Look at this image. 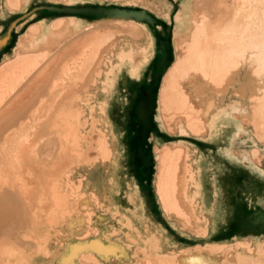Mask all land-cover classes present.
Instances as JSON below:
<instances>
[{"label":"rangeland","instance_id":"374dc122","mask_svg":"<svg viewBox=\"0 0 264 264\" xmlns=\"http://www.w3.org/2000/svg\"><path fill=\"white\" fill-rule=\"evenodd\" d=\"M131 1H133L135 3L146 4L150 8L157 7L161 3V1H159V0H146L149 2H146L145 0H131ZM205 1L206 2L209 1L208 2L209 6L207 5L208 3L206 4ZM210 1L211 0H199V1L198 0H174V5L172 7V11H171V15H170V18L172 20V25H174L173 28L171 29V34L174 36H178L179 38L180 37L184 38L187 34H190L193 32V29H192L193 25H195L197 27L199 26V29L201 27H203V29L198 34V36H196V38L198 37V39H199V36H200V39L201 38L203 39V40L201 39L200 42L210 44V45H213L216 47L219 44V42H218L219 40L221 42L223 41L222 43L220 42L221 46L218 45L220 47L217 46L218 49L221 48L216 53L219 56L215 54L217 56V58L219 57L221 59L220 56L223 53V50H222L223 47H227L226 49L229 50V49H231L230 47H232L234 45L236 46V47L234 46V48H233L234 51L230 50L229 52H226V50H225L227 55L229 54L228 55L229 57L232 56L231 57L232 59H234V58L236 59V61H237L236 66H233L234 68L235 67L236 68L234 69L233 67H231V65H229V67H226V68L230 69V67H231L232 69H230V72L228 71L229 69L227 70L226 68L224 69L226 71L222 70L223 73L221 71L220 74L224 75L225 77H226L225 74L229 73L228 74L229 77L227 76L225 78L223 76L225 78L224 81H222L224 78L220 74H215V75H208L209 78L211 77L210 79L209 78L207 79V77H208L207 76L206 78H203L201 80V82H198L195 85L196 89L198 87L201 88L203 86L202 88H204L206 86V89L205 90L203 89L204 92L200 93V94L204 95V93L206 92L205 94L208 93V96L205 95V97H207L206 99H205V97L204 98L200 97L201 98L200 107H201L202 113L206 112V114H204V115L207 118H206L205 122H202V118H198L199 122L195 125H193L195 120L193 122L190 121V123L185 120V125L187 128L189 126H191V128L189 127L188 129L193 130V131H190V132L191 133L194 132L193 134L196 133L195 135L198 136V135H204L208 131V129H211V128L213 129L216 121L218 122L220 120V118L222 119L220 121H225L224 119H227L228 120V130H229V135H228L229 136V149L240 153L241 156H244L245 158H247L248 161L250 160L249 163L252 166H256L258 168H264V165H263L264 164V162H263V160H264V82H263L264 81V0H258V1H256V0H254V1L253 0H250V1L249 0H243V2H241V0H237V1L236 0H225L227 7H228V9L226 8V10H227L226 14L227 15H225L223 13L224 10L222 8V5L220 4V2L222 3V1H224V0H219V2H218V0H214V1L212 0L211 2ZM7 2L12 3V2H15V0H7ZM211 3H212V5H211ZM218 3H219V5H218ZM238 3H240V4H238ZM201 6L202 7L205 6L206 9L208 6V10L206 11V10H203V8H202L201 9L202 12H201L199 10V8H201ZM240 7L243 10L240 11ZM214 11H215V13H214ZM198 12L202 13L201 15L204 14L205 19L207 18L206 21H203L205 23H202V20H204L203 19L204 16L201 17V15H199ZM210 12H211V14H210ZM198 16H200V17H198ZM208 19H209V22H208ZM216 19H218V20H216ZM198 20H200V23ZM214 20H216L217 23ZM117 21H120L119 22L120 24H118ZM193 21L194 22L196 21L197 23L195 22L196 23L195 24V23H193ZM220 21H222V22H220ZM111 22H113V23H111ZM115 22H116V24H118L120 26H122L123 24H124L123 26H125V23L127 25L128 24L133 25V28L135 27L134 30H136L135 32L133 30V32L135 34L132 32L133 38L135 37L134 35H137L136 40L138 38L139 39L138 41H144L145 39L148 38L149 33L147 32V29H145V28L139 26V24L133 23V22L129 23V22L123 21L124 22L123 23L121 20H115V21L107 22V23H109L108 25H106L107 24L106 22H99L100 24L96 23L99 26H97L96 24H92V25L84 28L85 30L82 29L79 31H77L76 29H74V31H73L72 29H69L65 25V23H60L61 25L58 24L56 27H53L51 29L53 31V34H52V39L48 40L49 43L36 46V61L38 60L37 62H35L36 63V67H35L36 72L39 69H40V71L42 70L41 68L44 67L43 65H46L45 62L48 65V62H49L48 60H50L51 63L49 62L50 65H48V66L46 65V67L49 68L52 64H54L55 66L52 65V66H54L53 68L51 66L50 71L52 70V73H51L50 77H48V79L46 80L47 83H45V81L39 82L40 84L38 83L37 85H40V87L37 88V86H36V88H37L36 92L37 93L40 92V95H42V92H44V95H46L45 98L42 95L43 103H42V97L36 93L37 96H39L38 98L41 97L40 98L41 103H40V101H38L40 99L37 98L36 100L39 102V103L37 102L38 106H37L36 101H35L34 102L35 106H34L33 110L31 112H29L28 114H25L26 116L28 115L27 120H25L27 118V117H25V115L23 116L24 118H22V115L19 116V114H22L23 110H20L19 113L16 112L19 108H17L16 111L13 110L14 113L15 112L18 113L17 115H16V113L15 114L13 113V116L15 115V117H13L12 114L9 116L10 119H8V120H11V118H13L14 120H16V122H14L12 124H14V125L16 124V125L14 127V125L11 124L10 125L11 128H10V126L7 128L8 131L10 129L11 130L9 133L7 132V130L5 131L6 136L8 135L7 137L11 138L10 137L11 134L14 133V134H12V135H15V136H13V139L17 138L20 140H16V143H14L15 141L12 138L11 139L6 138L7 140L5 139V141H7V142H5L4 140L0 141V152L1 153L3 152L2 154L6 155L8 157V158L6 156L3 157V160H5V161H1L2 160L1 157L3 155L0 153L2 155V156L0 155V162L3 163V165L0 164V176H3L2 177L3 180L0 181V183H9V184L14 185L15 193L17 192V194H14V195H15V198L17 197L19 200L23 199V198H21V196H22L21 190H23V193H24V194L22 193L23 196H25V192L27 193V195L29 194L28 196L26 195L27 196V197H25L26 199L28 197H29V199H30V197H32L30 199L32 204H33L32 199H34L35 200L34 204L37 203V206L40 204L42 205L43 202L45 205L46 204L50 205V201L45 199V198H47V197H45L47 194H45L43 191L44 190V188H43L44 183H42V182L37 183V181H35V180L30 181V180L24 178V175L27 174V172H29L28 169L35 168V167L41 168V167H43V163L46 165H48V164L50 165V163H53V162H50V160H51L50 158L44 159V157H43L44 154H42L43 156L41 155V153L43 152L42 150H46V147H47V149H50L48 147L53 146L52 143L47 142V140L49 139L48 137H50L49 136L50 132H52V134H50L51 137L52 136L54 137V135L57 136L58 134H61V131H58L57 129H55L57 132H54L55 130L52 131L53 128H56V127H54V125L51 122H50L51 125L49 123V120L52 119V116L54 113L51 110L52 108H50V107L54 108V105H55V104H52L53 102L51 103V101H54V102H57L56 100L60 101V99L63 98V97H61V96H63L62 94L67 95V92L70 90V86H72L74 93H73V91H71L72 87L70 90L72 92V95L69 94L70 91L68 92V94L70 95L69 98H71V99L68 98V100L65 101L67 99L66 96H65L66 99H64L65 97L63 98V100L61 99L62 102L65 101L66 103H68V104L64 103L65 107L67 108L66 112L69 110V108L71 109L73 106L72 110H69V113L67 112V114H68L67 118H66L67 119V122H66L67 125L65 124L64 127L68 128V129L72 128V131H73V129H75L74 130L75 132L73 133V135L75 134V135H77V138L79 137L80 141L77 140V142L79 141L78 143H80V144H78L79 145L78 149H76V151L73 152L72 156L67 155L65 162H64L65 166L62 165L63 170L60 173L61 174L60 178L56 179V181L59 180L60 182L58 181V183H55L56 184L55 186L58 189L54 186V183H48L46 186H49V187H47V189H49V190L51 189V191H53V192H55V190L57 189L59 194L63 193L62 194L63 197L61 196V198L65 199L67 197L66 200L68 199L67 201L69 203L67 206H69V207L72 206L70 209L73 211L77 210L76 211L77 214L75 213V215L73 216L72 215L73 211L71 212V210L68 207L69 213H71V214L67 213L66 212L67 210H64L63 212L64 213L66 212V216L64 214L65 217L64 216L61 217V218H63L62 221H61L60 217H59V219L56 218L59 221L51 218L52 216L48 217L50 219L56 220V221L50 220L53 222V223H51L48 218L39 217V215L35 213V215H34L35 217L33 219L38 217L37 219L39 221L37 220L38 221L37 223H33L32 221H34V220L30 219V220H32L31 223L34 226V229H32V227H31L32 225L30 223V220L28 219L29 222H27V223H30V225H28L30 230H28L29 233L26 234L23 238L24 240L29 239L28 241H32V242L35 241V248H33L31 250H27V249L21 247L20 243H14L15 240L13 242H8L7 240L0 238V250H2L3 252L10 250V249H7L8 245L15 248L14 250L16 251V258H15L16 264H86L87 262H85V261H88V259L91 260V258H92V260L95 259L96 262L91 260V262L88 261L89 263H87V264H92V263H97V262H98V264H136L135 262H137L138 259L141 260L140 254H135V250H138V249H142L144 251V253L148 254L147 257H145L146 254L144 256H142V259L147 258L148 261L143 259L146 261V263H145V261H143L144 263H142V261H140L141 264H149L150 261H152V262H150L151 264H157L156 262H154L153 258L149 261V258L151 256L152 257H154V256L155 257H164V259H171V260H172V258H174L177 261L173 262V264H180L179 262H181V264H200L202 261H204L205 263H209V264H222L223 261H225L224 259L226 257L224 255L229 250H232L233 252L232 251L230 252V253H232L231 255H229L230 254L229 252L227 253L228 257L230 256V258L228 259V257H226V259H227L225 261V262H227L226 264H229V262H231V261L234 262L235 264H264V243L258 245V244L251 242V241L245 242V243H238L237 242L234 244H225V245H221V246L213 245V246H211V248H210V246H201V247H205V248H200V246H199V247H196L195 250L194 249H188L186 247H176V246H173L171 243H168L158 230L152 228L151 226H149L147 223H145L140 218H135L134 216L130 215L129 213L123 212L117 204L113 203L112 191L114 189V186L116 185V183H114L115 177H114L113 169L115 168L114 163L117 165V162H118V151H117V145H116L114 134H113L112 130L108 127V121H107L108 96H109L110 91L113 89L115 81H116L115 73L117 70H114L113 67L115 66L116 62H117L116 64H118L119 62L120 63L123 62L121 59H123L125 56L124 55L125 54V52H124L125 48H131L129 46H135L138 48L139 46L142 45L141 43H139V44L132 43V45L129 43H124L123 41L130 40V38H128L126 36V34L122 33V31H120L121 33H119L118 35L117 34L115 35L114 30H113L114 27H112L115 25ZM121 23H123V24H121ZM198 23L202 24V25H199ZM103 24H105V25H103ZM156 24H160L161 27H156L157 25L152 26L150 28L151 34H153L154 36L155 35L157 36V35H161L162 32L168 33L169 28L166 25V23L162 22L161 20H158L156 22ZM213 25H215V27ZM106 27H108V28H106ZM92 28H93V30H95V33L92 30ZM243 28H245V30H243ZM215 29H218V30H215ZM222 29H224V30H222ZM38 30H39V28L37 27L36 32H38ZM112 30H113L114 35L112 34ZM220 30L222 32H220ZM248 30L250 32H248ZM91 31H93V33ZM99 31L102 33L104 32V33L102 34ZM107 31L109 32V34ZM203 31H204V33H203ZM211 31L213 32L212 34L209 33ZM231 31H232V33H231ZM85 32H87V33L89 32L88 34L86 33L88 37L83 35V33L85 34ZM217 32L218 33L220 32V34L223 36L225 35L228 39L225 36L224 37L226 39L224 37H220L221 35L220 34L218 35ZM205 33L207 34V37H206V35H204ZM215 34H216V37L215 36L213 37V35H215ZM95 35L97 36V38H95L96 37ZM111 35H112V37L115 36L113 40H111L112 39ZM203 35H204V37H203ZM210 35H212V36H210ZM106 37L107 38L111 37V38L109 40V38L107 39ZM218 37H220L222 40L220 38L217 41L215 39H213V38H218ZM66 38H68L67 40H71L70 42H72V43L74 42L73 48H71L72 43H70L69 41L67 42ZM85 39H86V41H84ZM98 39L100 40L99 42H101V44H99V42L97 41ZM223 39L227 42L225 43ZM79 40L81 42H79ZM87 40L88 41L92 40V42L89 43ZM103 40L106 43L109 41L110 42L107 43L108 45H106V43ZM130 41L135 42V40L134 41L130 40ZM78 42H79V44H78ZM184 42L182 41L181 44L183 45ZM216 42H218V43H216ZM82 43L84 45H86L90 50H93L92 53L88 48H87L88 49L87 50L86 47ZM86 43H89L93 47L90 48V45H87ZM224 43H225V45H224ZM228 43L231 46L228 45ZM102 44H104V45H102ZM54 45H56V47L58 49L57 48L55 49ZM79 45H82V46H79ZM222 45H223V47H222ZM228 46H230V47L228 48ZM45 47H47L48 50H46ZM81 47L82 48L84 47V49H82ZM42 48H43V50H42ZM50 48H52V50L53 51L55 50V51L52 52V50ZM95 48H97V49L95 50ZM77 49H79V51H77ZM143 49H145V47ZM102 50H103V52H102ZM45 51L46 52H52V53H49L50 55H48V53H46ZM66 51H68V52H66ZM70 52L74 53V54H75V52H78V53H81L82 55L79 54V57H78V55H77L78 53L76 55H74V54H71ZM83 52H87V53L89 52L88 54L91 53L92 55H87ZM98 52L101 54L103 53V54L102 55L99 54V56H98ZM144 52H143V54H144ZM41 55L42 56L45 55L46 57L43 56V59H42ZM65 55H68L69 57L68 56L66 57ZM72 55L74 56L75 60L78 58L75 61V65L73 64L74 59H73V62L71 59H68V58H71ZM80 55H81V57H80ZM84 55L87 57H84ZM100 55L103 56V58ZM114 55L117 58L116 60H113V59L107 60V58H110L111 56H114ZM127 55H128V57L130 56L129 54H127ZM47 56L50 57L51 59H48ZM73 56H72V58H73ZM76 56H77V58H76ZM55 57H58V58H55ZM95 57H96V59H95L96 62H93L94 60L92 58H95ZM53 59H54V61H52ZM177 59H178V57L176 54L175 62L177 61ZM55 61H58L59 64H61V62H62V64L64 63L63 64L64 68L61 67L62 64L58 67L59 64H58V62H55ZM90 61H92L93 64ZM41 62L44 64H42ZM71 62H72V64H71ZM84 63L88 64V68L90 67L89 65L92 64L93 65V68H92L93 71L91 69H89V70H91V72L88 70L85 71L84 69L87 67H86V64L83 65ZM40 64H42V65H40ZM70 64H71V66H74L73 67L74 69L71 66L69 67ZM76 64L78 66L79 65L80 66L77 67ZM96 64H97V66H96ZM19 66H20V64H19ZM19 66H17V67L20 71H22V73H24V71H25V73L27 72V69L22 70L23 69L22 65L20 67ZM95 66H96V68L98 67V69L96 71H95V69H96ZM60 67L63 69H61ZM82 67H85V68H82ZM20 68H22V69H20ZM69 68L72 70H70ZM80 68L84 71V74L80 73V72H83L82 70H80ZM118 68H119V66H117V69ZM53 69H56V71H57L56 76L59 75L58 76L59 81L57 80L58 78L55 75H53L54 73H56ZM251 69L254 70V71L252 70L251 73L253 72L252 75L255 78L250 73ZM13 70H14L13 71L14 74H12V75H14V76L16 75V77H18L19 80L21 79V75H22V77H24L19 82L21 84L18 83L19 88H21L23 85H26L25 83L29 79L28 77L32 76V75L23 76V74L18 76L17 74H20L19 70H17V69H13ZM87 72H90V74L93 73L92 75H90L91 77H89ZM38 73H39V71L37 72V75H38ZM72 74H74V76L76 75V77H74ZM85 74H87V75L84 76ZM255 74H256V76H255ZM52 75H53V77H52ZM14 76L13 77L9 76L8 78L3 79L0 75V84H1L0 85V88H1L0 91L4 92L3 94L6 96L5 97L3 95L1 98L2 101L0 102V104L1 103L4 104L3 107H6L7 106L6 103L7 102L10 103L11 99L14 98L18 94L17 91L20 90L19 88H17L18 85L16 87H14V89H13L12 85L15 84V81H14V83H12L11 80H13ZM33 76L30 78H33ZM78 76L83 78L82 79V82L84 81L83 83H81V80H80V82L78 80H76ZM214 76H215L216 82L220 81L222 79L221 80L222 82H218L219 87H217V88H216V86H218V85H216L215 79L213 78ZM80 77H78V78H80ZM216 77H218L220 80H217ZM68 78L72 79L71 80L72 82L74 80L78 81L80 84H82V86L81 87L79 86L80 87L79 88L78 87L79 83L77 85L76 84L77 82H73V83H75V85H74L71 81L68 80ZM251 78H253V79H251ZM54 79H55V81H54ZM61 80H63V81H61ZM66 80H67V82H69L68 84L66 83ZM207 80H209V81L214 80L213 82H215V86H212L210 83H208L209 81H207ZM56 81H57V83H56ZM62 82H63V85H62ZM236 82L239 83V86L233 85ZM254 82H255V84H254L255 86H253V88H254L253 89L251 84H253ZM258 82H261V84L259 85ZM52 83L53 84L55 83V85H53ZM65 83H66V85H65ZM71 83H72V85H71ZM256 83H257V85H256ZM47 84H49V87H50L49 89L47 87L48 86ZM2 86H3V89H2ZM41 86L44 89H41L42 88ZM59 86L60 87L62 86L61 89L63 88V90L65 87H69V90L67 91L68 88H66L65 91H67V92L64 91V93L60 94L59 92L61 90H60ZM74 86H77L78 89H76L77 87H74ZM15 88H17L18 90H15ZM39 88L42 90V92L40 91ZM199 88L196 90L197 92H199L198 91ZM251 88H252V90H251ZM47 89L49 90V92ZM50 89H52V90H50ZM12 90L15 91V92L13 91L14 94L16 93L15 95L13 94ZM38 90H39V92H38ZM43 90H45V91H43ZM56 91L58 92L59 95H61V96H59L60 98L58 97ZM75 92L78 93L79 96H81L82 99H84V100L80 101L81 97L79 99L78 95L75 94ZM197 92H195V93H197ZM45 93H48V94H45ZM53 93L54 94L56 93L55 95H57V97L55 95L52 96ZM237 93H238V95H236ZM0 95H2L1 92H0ZM75 95L78 97V99L76 98ZM10 96H12L11 99L8 98ZM51 96H52V98L50 101L49 99ZM53 97L54 98L56 97V98L54 99ZM6 98H7V100H6ZM75 98L79 101H76ZM250 98H251V100H253V98H254V100H257V102L255 101L257 103L256 105L254 104L255 106L252 105V103H254L253 102L254 100L251 102ZM208 100H209V102H208ZM62 102H60V104ZM203 102H205V103H203ZM48 103L51 106L48 107V105H46ZM58 104H59V102H58ZM66 105L69 107H67ZM201 105H204V106L206 105V106L204 107ZM75 106H76V108H75ZM3 107H0V108L2 109ZM47 107L50 108V112L51 111L53 112L50 115L49 110L46 111L48 113L46 115H49L48 118H46L47 116L44 115V113H45L44 110ZM65 107H63V108H65ZM200 107L198 108L199 110H200ZM202 107H203V109H202ZM170 108L172 109V106H169V109ZM181 108H183V106ZM60 109H62V108L56 107V110H60ZM78 109H79V111H78L79 113L78 112H76V113L78 115L80 114V117L77 114H74L75 116L77 115V117H79V118H77L75 116H73L74 117L73 118L71 115H73V113L75 111H77ZM56 110H55V112H56ZM71 111H72V114H70ZM27 112H25V113H27ZM66 112H64L65 115H66ZM202 113H200V114H202ZM32 115H33V117H32ZM62 115H64V114H62ZM18 116H19V118H18ZM20 117L22 118V120L20 119ZM61 117L64 118L65 116H61ZM61 117H59V119H61ZM33 118H35L34 123L37 125H35L34 123H31ZM63 118L61 120H63ZM168 118H170V119H168ZM171 118H172V120H171ZM178 118H180V117L178 116ZM68 119H70V120H68ZM81 119H83V120L81 121ZM17 120L19 122L21 120V122L18 124ZM23 120H24V122H23ZM46 120H47V122H44ZM71 120L73 122H71ZM173 120L177 121L176 116L170 115L165 119L166 124H167V122H168V124L169 123L171 124V126H170V124L169 125L167 124L169 129H171L173 124H174ZM182 120L184 121L183 118H182ZM209 120H211V122H210V124L207 125V122ZM81 122L83 124V125L81 124L82 126L80 125ZM25 123L27 125L28 124L32 125L31 126L32 128L29 130L30 127H27V125ZM71 123H73V124H71ZM203 123L205 125V127H203V129H205L206 131L202 130ZM21 124L22 125L25 124V126L24 125L22 126ZM46 125L47 126L50 125V126H48L49 129H46V127H47ZM19 126H20V128H19ZM33 126H35V127H33ZM68 126H70V127H68ZM12 127H14V128L12 129ZM18 128H19V130L22 129V130H20L21 131L20 134H19L20 131L17 132ZM57 128H59V127L57 126ZM80 128H82L81 131L82 132L84 131L83 132L84 134L82 132L81 133L79 132ZM193 128H196L195 131ZM37 131L40 133H38ZM77 131H78V134H77ZM198 131L200 134H198ZM15 132H16V134H18V136L15 134ZM34 132L38 133V135L36 133H35L36 134L35 135ZM201 132H203V133H201ZM46 133H48V134L46 135ZM21 134L26 135L27 137L22 136ZM79 134L81 136L83 134L84 136H82V138H80L81 136H78ZM4 136H5V134H4ZM30 136H32L33 138ZM43 136H44V138H43ZM36 137L37 138L40 137V138H38L39 140L35 139ZM51 137L49 140H51ZM8 140H9V143H8ZM3 141L5 142V144ZM11 141H13L14 144ZM33 141L37 142V144L39 142V144L37 145ZM24 143H25V145L22 146ZM31 143H33V144L30 145ZM43 143H47L46 145L44 144L45 145L44 149L41 148V146H44V145H42ZM8 144H10V145L13 144L14 147L19 148L18 149L19 153L17 150L18 154L16 153V151L14 149H12L13 145H11L12 147H10V149H9L10 152L13 150L18 155V156L16 155L17 156L16 161H14L15 160L14 153L12 152L13 155H12V153L10 155L8 152L9 150H7V151L5 150V149H8V146H9ZM5 145H6V147H5ZM19 145H21V146H19ZM34 145L36 146V148ZM26 146H28V147L25 148ZM167 146L169 147L170 145H167ZM167 146L162 147L161 149L157 150V152L159 153V151H161L163 148H165ZM2 147L5 149H2ZM33 147H34V149H33ZM92 147H95V148H92ZM53 148H51V149H53ZM32 149H33V151H36L39 153H36V154L34 152L32 153L31 152ZM181 149L182 148L173 147L172 154L173 153L175 154V151H177V153H178V154L176 153L177 156L174 155V157H173V159L175 158V161L176 160L184 161V159H182V158H184L183 157L184 153H183V150H181ZM2 150H5V151H2ZM20 150H22V151H20ZM20 152L22 155L20 154ZM181 152L183 154H181ZM179 154L182 156V158L180 157V159H179ZM258 155L261 156V158ZM12 156H13V158H11ZM177 157H178V159H177ZM10 158L12 160H10ZM254 158L255 159L258 158V160L257 159L255 160ZM171 159H172V157H171ZM8 161H10V162H8ZM39 161H40V163H39ZM53 161L55 162L54 165L55 164L57 165L58 162H60V161H55V159ZM73 161H75V162H73ZM182 161L180 163L183 164ZM260 161L263 163H260ZM46 162H49V163H46ZM160 163H161V165H160ZM160 163H159V159H158V166H157L158 171L156 174V183H158L160 181L158 184V186H159L158 190H160V191H158V192H159L160 197L162 195V197L160 198V201L163 200V202H164V200L166 198L163 197V193H162L163 188H164L163 183H165V182L166 183L167 182L168 183L169 182L175 183L174 179H176L177 182L180 183L181 179H183L182 178L183 175L180 176L181 173H179V171L181 170V168L183 166L181 168H179L181 166V164L179 165L178 164L179 162L176 161V163L178 164V168H179V171H177L178 173H176L177 164L175 165V163L172 161V167H171V163H170L171 169L173 170L175 168L174 165L176 166V168H175L176 170L175 171L173 170L175 172L174 173L170 168L169 169L165 168L166 170H164V168L162 169V167H165V166L168 167L169 166L168 163H166L167 164L166 165L163 160L160 161ZM10 164H12L11 166L14 167L13 169L11 168ZM163 164H165V165H163ZM159 165H160V169H159ZM9 166H10L11 170H9ZM5 167H6V169L8 168L7 169L8 174L6 173ZM1 168H3V169L1 170ZM13 170H15V171L11 172ZM167 170H168V172H167ZM25 171H27V172H25ZM42 171H43V173H45L44 171H47V168H44ZM169 171H171L172 173L170 174ZM181 171L184 172L183 168ZM161 172H162V174H161ZM164 172H166V174ZM172 174L174 176H172ZM18 175L22 176V178L17 180L16 178ZM158 175L161 177V179H160V177H158ZM176 176L178 178L170 179V178H173ZM157 177H158V179H157ZM162 177L164 178L165 181H163ZM178 179L180 181H178ZM18 183H23V185H19ZM161 184H162L163 188L159 189L162 187ZM58 185L60 186V188ZM68 186H70V187H68ZM53 188L55 190H53ZM64 192H66V193H64ZM160 192H161V194H160ZM18 193H20L19 196H18ZM38 193H39V196L43 197V201L40 203L38 201ZM81 193H83V196ZM84 193H85V195H84ZM30 194H32V195H30ZM26 199H23V200H26ZM64 199H62V201L64 202V206H65L66 201ZM23 200H21V201H23ZM73 201L76 202L75 207H74L75 204H73L75 202H73ZM29 202L28 203L25 202V205H28L27 208L30 206L29 204H31ZM162 203H161V205H163ZM34 204H33V206H34ZM81 204L84 205V207L86 206L87 209H89V211H91V212H89L91 214H88V211L85 212L86 208L83 209L82 208L83 206ZM167 206H165V207H167ZM21 207H23V206L21 205ZM80 207H81V209H80ZM169 207H170V205H169ZM23 208H26V207H23ZM65 208H67V207H65ZM72 208H74V209H72ZM85 213L88 215H86ZM169 213L170 214H168V216L171 217L170 216L171 212H169ZM73 214H74V212H73ZM67 215H68V217H67ZM70 216L71 217L73 216V217L71 218ZM76 218L79 220H77ZM74 219H76V220H74ZM43 220L46 223L42 222ZM60 221H61V223H60ZM87 221H89V222H87ZM34 222H36V221H34ZM40 222L42 225L40 224ZM63 222H65V223H63ZM78 222H79V224H78ZM35 224H36V227H35ZM39 224H40V226H38ZM54 225H56L58 227H56ZM15 226L17 228V226H18L17 221H16ZM49 226H52L54 228H51ZM32 231H35V232H32ZM31 232H32V234H31ZM18 233L20 235H22L23 231L21 232V230L19 229ZM92 240H97V241L101 242L102 244L110 247L109 251H108L109 253L108 252H105L103 254L98 253V252L92 250L91 248L83 249V248L87 247L84 244L88 243L89 241L91 242ZM39 242H42V244H43L41 247H39L37 245ZM73 244H78L77 246L80 249H78L79 251H76L75 253L71 252L72 256L69 259L68 258L69 256H67V254L70 251V248ZM154 247H155V249H154ZM247 248H249V249H247ZM81 249H83V250H81ZM156 249H162V251H164L165 254L162 255L161 252L155 251ZM204 249H206L208 251H206ZM210 249H211V251H210ZM145 250H148V251L145 252ZM248 251H250V252H248ZM166 253H167V255H166ZM84 254H87V255H85L86 257L83 259L85 263H83L82 258H81V257H84ZM177 254H179V255H177ZM233 254H235V255H233ZM73 255L76 257H74ZM90 256H92V257H90ZM223 257H224V259H223ZM231 258H232V260L229 261ZM222 259H223V261H222ZM225 262H224V264H225Z\"/></svg>","mask_w":264,"mask_h":264},{"label":"crops","instance_id":"0c3cea01","mask_svg":"<svg viewBox=\"0 0 264 264\" xmlns=\"http://www.w3.org/2000/svg\"><path fill=\"white\" fill-rule=\"evenodd\" d=\"M16 1L0 0V69L7 64L18 65L17 61L24 65L27 59L26 73L35 75L32 68L36 46L48 43L51 29L60 23L79 31L99 22L121 20L137 23L149 33L144 41H123L142 45L125 48L123 62H116L113 67L117 70L116 81L108 96L107 121L118 151L113 169L114 204L158 230L176 247L264 243V168L252 166L250 160L229 149L228 120L220 118L213 129L198 136L190 132L182 117L175 121L173 131L164 122L160 93L164 75L176 60L177 36L171 34L174 25L170 18L174 0H159L161 3L154 8L131 0ZM158 20L166 23L169 31L154 36L150 28L161 27L156 24ZM112 59L117 58H107ZM167 145L185 149L183 181L169 186L181 190L178 193L170 188L171 196L179 194L176 198L186 208L181 211L177 207L176 211L190 215V224L173 218L181 216L175 211L176 216L169 218L158 195L157 150ZM165 188L167 197L169 187ZM91 242H95L97 250L102 245L98 250L102 254L105 248L109 251L101 242ZM92 249L97 252L94 246Z\"/></svg>","mask_w":264,"mask_h":264},{"label":"bare ground","instance_id":"6f19581e","mask_svg":"<svg viewBox=\"0 0 264 264\" xmlns=\"http://www.w3.org/2000/svg\"><path fill=\"white\" fill-rule=\"evenodd\" d=\"M199 1V0H198ZM212 1V0H211ZM210 1V2H211ZM214 1V0H213ZM237 1V0H236ZM250 1V0H249ZM254 1V0H253ZM256 1H258V0H256ZM15 2H16V0H15ZM14 2V3H15ZM206 2V1H205ZM209 2V1H208ZM208 2H206V4L208 3ZM218 2H219V0H218ZM241 2H243V0H241ZM13 3V2H12ZM215 3V2H214ZM220 4L222 5V8H223V13L225 14V15H227L226 14V12H227V10H226V8L228 9V7H227V4H226V2H225V0L224 1H222V3L220 2ZM238 4H240V3H238ZM199 5V4H198ZM208 6H209V3L207 4ZM211 5H212V3H211ZM218 5H219V3H218ZM217 5V6H218ZM235 5V4H234ZM200 6V5H199ZM208 6H207V9H206V7L205 6H201V8H199V10L202 12V8H203V10H208ZM215 6V5H214ZM237 6V5H236ZM243 6V5H242ZM212 7V6H211ZM210 7V8H211ZM220 9V8H219ZM241 10H243V9H241V7H240V11ZM197 12V11H196ZM214 13H215V11H214ZM234 13V12H233ZM196 14V13H195ZM198 14L199 15H201L202 13H199L198 12ZM197 14V15H198ZM210 14H211V12H210ZM230 14V13H229ZM202 16H204V14L203 15H201V17ZM216 16V15H215ZM198 17H200V16H198ZM214 17V16H213ZM217 17V16H216ZM212 18V17H211ZM203 19L204 20H202V23H205V22H203V21H206L207 20V18L205 19V16L203 17ZM216 20H218V19H216ZM216 20H214V21H216ZM199 21V23H200V20H198ZM120 21H117V23L118 24H120L119 23ZM123 22V21H122ZM196 22V21H195ZM194 21H193V23H195ZM208 22H209V19H208ZM220 22H222V21H220ZM227 22V21H226ZM107 23V22H106ZM111 23H113V22H111ZM124 23V22H123ZM123 23H121V24H123ZM197 23V22H196ZM195 23V24H196ZM198 23V24H199ZM215 23V22H214ZM216 23H217V21H216ZM100 24V23H99ZM109 23H107L106 25H108ZM118 24H116V22H115V25L114 26H112L111 24V26L112 27H114V33H115V35L117 34H119V33H121L120 31H122V33H124V34H126V36L128 37V38H130V40L132 39L133 41L135 40V42L136 41H138L139 39L137 38V40H136V37H137V35H134L135 37L133 38V33L136 31V30H134L135 29V27L133 28V25H127L126 23H125V26H120V25H118ZM226 24V23H225ZM61 25V24H60ZM97 25V24H96ZM103 25H105V24H103ZM102 25V26H103ZM199 25H202V24H199ZM207 25V24H206ZM228 25V24H227ZM97 26H99V25H97ZM192 26V25H191ZM214 27H215V25H213ZM221 27V26H220ZM219 27V28H220ZM106 28H108V27H106ZM213 28V27H212ZM232 28V27H231ZM237 28V27H236ZM110 29V28H109ZM112 29V28H111ZM193 32L192 33H190V34H187L184 38H182V37H178L176 40H175V50H176V54H177V57H178V59H177V61L176 62H174L173 63V65L171 66V68L168 70V72L164 75V79H163V84H162V88H161V93H160V105H161V111H162V115H163V119L165 120L168 116H176V118L178 119V116L179 117H182L183 119H184V122H185V120L187 121V122H189L190 123V121H194L195 120V122L193 123V125H195V124H197L198 122H199V119L198 118H202V122H205L206 121V118L207 117H205V115L204 114H206V112H201V107H200V101H201V98H204L205 97V95L206 96H208V93L207 94H205L204 93V95L203 94H200V93H203L204 91H203V89L205 90L206 89V86L204 87V88H202L201 86V88H199V92H197L196 90L198 89H196V84L198 83V82H201V80L203 79V78H206L208 75H215V74H220L221 73V71L222 70H224L226 67H229V65H231V67H233V66H236V63H237V61H236V59L234 58V59H232L231 57L232 56H228L227 55V53L226 52H229L230 50H233V48H234V46H232V47H230L231 45L228 43V45H230V46H228V48L230 47L231 49H226L227 47H223V45H222V50H223V53L221 54V59L218 57L217 58V56L216 55H218V54H216L218 51H219V49H221V48H219L218 49V47H220L221 46V44H220V40L218 41L219 42V44L218 45H220V46H218L217 44V46L215 47V46H213V45H210V44H206V43H202V42H200V40L202 39H200V36H199V39H198V37L196 38V36H198V34L201 32V30L203 29V27H201L200 29H199V26L197 27V26H195V25H193ZM55 30V29H54ZM85 30V29H84ZM92 30H93V28H92ZM113 30H112V34H113ZM133 30H134V32H133ZM210 30V29H209ZM215 30H218V29H215ZM222 30H224V29H222ZM243 30H245V28H243ZM94 31V33H95V30H93ZM93 31H91L92 33H93ZM138 31V30H137ZM208 31V30H207ZM100 32V31H99ZM98 32V33H99ZM108 32V31H107ZM133 32V33H132ZM191 32V31H190ZM206 32V31H205ZM220 32H222L221 30H220ZM220 32L218 33V35L220 34ZM245 32V31H244ZM248 32H250L249 30H248ZM55 33V32H54ZM61 33V32H60ZM87 32H85V34H86ZM89 33V32H88ZM87 33V34H88ZM100 33H102V32H100ZM104 33V32H103ZM102 33V34H103ZM138 33V32H137ZM203 33H204V31H203ZM202 33V34H203ZM209 33H213L212 31L211 32H209ZM216 33V34H217ZM231 33H232V31H231ZM84 33H83V35L84 36H87V34L85 35ZM101 34V35H102ZM106 34V33H105ZM104 34V35H105ZM108 34H109V32H108ZM111 34V33H110ZM135 34V33H134ZM216 34L215 35H213V37L215 36L216 37ZM250 34V33H249ZM114 35V34H113ZM201 35V34H200ZM204 35H206V37H207V34L205 33ZM204 35H203V37H204ZM221 35V34H220ZM231 35V34H230ZM242 35V34H241ZM81 36V35H80ZM96 36V35H95ZM94 36V37H95ZM103 36V35H102ZM210 36H212V35H210ZM225 36V35H224ZM223 35H221L220 37H224ZM246 36V35H245ZM88 37V36H87ZM100 37V36H99ZM104 37V36H103ZM111 37H112V35H111ZM111 37H108L109 38V40H110V38ZM114 37L115 36H113L112 37V39L111 40H113L114 39ZM220 37H218V38H213V39H215L216 41L220 38ZM226 37V36H225ZM224 37V38H225ZM248 37V36H247ZM86 38V37H85ZM95 38H97V36L95 37ZM102 38V37H101ZM107 38V37H106ZM105 38V39H106ZM107 38V39H108ZM227 38V37H226ZM225 38V39H226ZM230 38V37H229ZM240 38V37H239ZM245 38V37H244ZM68 38H66V40H67ZM104 39V38H103ZM116 39V38H115ZM207 39V38H206ZM221 39V38H220ZM228 39V38H227ZM56 40V39H55ZM203 40V39H202ZM208 40V39H207ZM222 40V39H221ZM224 40V39H223ZM58 41V40H57ZM70 42L71 40H67V42ZM84 41H86V39L84 40ZM88 41V40H87ZM98 42L100 41L99 39L97 40ZM104 41V40H103ZM107 41V40H106ZM182 41L184 42V44L182 45L181 43H182ZM213 41V40H212ZM230 41V40H229ZM228 41V42H229ZM240 41V40H239ZM79 42H81L80 40H79ZM79 42H78V44H79ZM89 43H91L92 42V40H89L88 41ZM105 42V41H104ZM110 42V41H109ZM109 42H107V43H109ZM215 42V41H214ZM218 42H216V43H218ZM223 42V41H222ZM221 42V43H222ZM224 42L226 43L227 41H225L224 40ZM49 43V42H48ZM55 43V42H54ZM70 43H72V42H70ZM69 43V44H70ZM89 43H86L87 45H90ZM106 43V42H105ZM106 43V45H108ZM225 43H224V45H225ZM83 44V43H82ZM99 44H101V42H99ZM241 44V43H240ZM59 45V44H58ZM84 45V44H83ZM102 45H104V44H102ZM55 46V49L57 48L56 47V45H54ZM53 46V47H54ZM68 46V45H67ZM73 46H74V42L72 43V47L71 48H73ZM79 46H82V45H79ZM85 47H86V49L88 48L86 45H84ZM227 46V45H226ZM61 47V46H60ZM70 47V46H69ZM91 47H93V46H91L90 45V48ZM236 47V46H235ZM46 48V50H48V48L47 47H45ZM63 48V47H62ZM66 48V47H65ZM64 48V49H65ZM68 48V47H67ZM82 48V47H81ZM256 48V47H255ZM51 50H52V48H50ZM58 49V48H57ZM69 49V48H68ZM82 49H84V47L82 48ZM89 49V48H88ZM87 49V50H88ZM94 49V48H93ZM97 48H95V50H96ZM38 50V49H37ZM42 50H43V48H42ZM60 50V49H59ZM66 50V49H65ZM81 50V49H80ZM90 50V49H89ZM221 50V51H222ZM225 50H226V52H225ZM50 51V50H49ZM55 51V50H54ZM53 50H52V52H54ZM70 51V50H69ZM77 51H79V49H77ZM84 51V50H83ZM91 51V53H92V51L93 50H90ZM234 51V50H233ZM46 52V51H45ZM44 52V53H45ZM52 52H46V53H48V55H50L49 53H52ZM59 52V51H58ZM66 52H68V51H66ZM74 52V51H73ZM102 52H103V50H102ZM36 53V52H35ZM71 53V52H70ZM78 52H75V54L74 53H71V54H74V55H76ZM83 53H85V54H87V55H92L91 53L90 54H88L87 52H83ZM70 54V55H71ZM79 54H81V53H78L77 55H78V57H79ZM99 54H101V53H99L98 52V56H99ZM103 54V53H102ZM101 54V55H102ZM216 54V55H215ZM255 54V53H254ZM82 55V54H81ZM81 55H80V57H81ZM100 55V56H101ZM40 56V55H39ZM42 56V55H41ZM43 56H45V55H43ZM43 56H42V59H43ZM66 57L68 56V55H65ZM73 56V55H72ZM72 56H71V58H68V59H71L72 60V62H73V59H74V56H73V58H72ZM95 56V55H94ZM219 56V55H218ZM46 57V56H45ZM48 57V56H47ZM64 57V56H63ZM69 57V56H68ZM84 57H87V56H85L84 55ZM91 57V56H90ZM102 58H103V56H101ZM257 57V56H256ZM53 58V57H52ZM55 58H58V57H55ZM65 58V57H64ZM76 58H77V56H76ZM40 59V58H39ZM41 59V60H42ZM46 59V58H45ZM48 59H51L50 57H48ZM78 59V58H77ZM76 59V60H77ZM94 61L93 62H96L95 61V59H96V57L95 58H92ZM220 59V60H219ZM25 60V59H24ZM29 60H31V59H29ZM34 60V59H33ZM75 59H74V65H75V61H76ZM81 60V59H80ZM217 60V61H216ZM38 61V60H37ZM36 61V59H35V62H37ZM45 61V60H44ZM49 62H50V60H48ZM47 61V62H48ZM52 61H54V59L52 60ZM69 61V60H68ZM82 61V60H81ZM21 62V61H20ZM25 62V61H24ZM23 62V63H24ZM34 62V61H33ZM32 62V63H33ZM48 62V65H50V63ZM55 62H58V61H55ZM54 62V63H55ZM72 62H71V64H72ZM83 62V61H82ZM81 62V63H82ZM91 63H92V61H90ZM14 63H16V62H14ZM28 62H27V59H26V62H25V66L28 68V64H27ZM42 63V62H41ZM53 63V62H52ZM99 63V62H98ZM17 64L18 65H14V66H12V67H10V65H6L4 68H1L0 69V75H1V77L3 78V79H5V78H8L9 76L10 77H13L14 75H12V74H14L13 73V69H17V70H19L18 69V67L17 66H19V63H18V61H17ZM27 64V65H26ZM34 64V63H33ZM42 64H44V63H42ZM42 64H40V65H42ZM45 64L47 65V63L45 62ZM58 64H59V62H58ZM57 64V65H58ZM61 64H62V62H61ZM61 64H59L58 65V67L61 65ZM64 64V63H63ZM62 64V66L61 67H63L64 65ZM71 64L69 65V67L71 66ZM86 63H84L83 65H85ZM93 64V63H92ZM89 65L90 67L88 68V64H86V67L88 68H85V67H82V68H85L84 70L86 71V70H88V71H90L91 72V70L93 71V65ZM95 64V63H94ZM24 65H22V66H24ZM35 65V67H36V63L34 64ZM46 65H43L42 67L43 68H41L42 70L40 71V69L38 70L39 71V73H38V75H37V72H36V70L34 69V68H32L34 71H35V75L33 76V74H32V76H33V78H30V77H32V76H30V77H26L28 80L26 81V85H21L20 87L21 88H19V85H18V83L20 82V80H22V78H24V77H22V75L21 74H23V76H29V74L31 73V72H28L29 74H27V73H25V71H24V73H22V71H20L19 70V72H20V74H17L18 76L19 75H21V79L19 80L18 79V77H16V75L14 76V78H13V80H11L12 81V83H14V81H15V84L14 85H12L13 86V89H14V87H16L17 85V88H19L20 90H18L17 88H15V90H18L17 92H18V94L14 97V98H12V96H10V97H8L9 99H11V102L9 103V102H7L6 103V107H3L4 106V104H0L1 106L0 107H3L1 110H0V141L1 140H4L5 141V139L6 138H9V137H7L6 136V130H7V128L12 124V123H14V122H16V120H14L13 118H11V120H8V119H10L9 118V116L12 114V116H13V113H14V111L13 110H17V108H19L16 112H20V110H23V112H22V114H19V116L20 115H22V118H24L23 116L25 115V114H28L29 112H31L32 110H33V108H34V106H35V101H36V104H37V102L38 101H40V103H41V97H42V95H43V97L45 98V96L46 95H44V92H42V90L41 89H44L42 86V88L40 89V91L42 92V95H40V92H39V90H38V92L39 93H37L36 92V89L38 88V87H40V85H37L39 82H44L45 81V83H47L46 82V80L48 79V77H50V75H51V73H52V70L50 71V69H51V66L52 65H54V64H52L49 68L48 67H46ZM47 65V66H48ZM56 65V66H57ZM68 65V64H67ZM66 65V66H67ZM77 65V64H76ZM100 65V64H99ZM20 66H21V64H20ZM19 66V67H20ZM24 66V67H25ZM55 66V65H54ZM54 66H52V68L54 67ZM80 66V65H79ZM78 65H77V67H79ZM96 66H97V64H96ZM96 66H95V68H96ZM17 67V68H16ZM23 67V69L22 68H20V69H22V70H25L26 69V67L24 68ZM29 67H30V65H29ZM60 67V68H61ZM72 68L74 67V66H71ZM230 67V69H232ZM39 68V67H38ZM56 68V67H55ZM64 68V67H63ZM63 68H61V69H63ZM68 68V67H67ZM234 68V67H233ZM236 68V67H235ZM234 68V69H235ZM32 69H31V71H32ZM70 69V68H69ZM74 69V68H73ZM89 69H91V70H89ZM98 69V67L95 69V71ZM227 69V68H226ZM229 69V68H228ZM227 69V70H228ZM230 69L228 70L229 72H230ZM254 69V68H253ZM253 69H251L250 70V73H251V71L253 70ZM56 73H54L53 75H55L56 76V74H57V71H56V69H53ZM70 70H72V69H70ZM80 70H82L81 68H80ZM255 70V69H254ZM253 70V71H254ZM65 71V70H64ZM83 71V70H82ZM224 71H226V70H224ZM90 72H87V74L89 75V77H91L90 75H92V74H90ZM81 74L83 73L84 74V71L83 72H80ZM95 73V72H94ZM222 73H223V71H222ZM87 74H85L84 76H86ZM229 74V73H228ZM228 74H225L226 75V77L228 76ZM253 74V72L251 73V75ZM257 74V73H256ZM256 74H255V76H256ZM53 75H52V77H53ZM73 76H74V74H72ZM222 77L224 76V75H222V74H220ZM54 76V77H55ZM59 75H57L56 77L58 78L57 80L59 81V77H58ZM81 76V75H80ZM80 76H78V77H80ZM83 76V75H82ZM83 76V77H84ZM253 76V75H252ZM251 76V77H252ZM55 77V78H56ZM74 77H76V75L74 76ZM77 77V79L76 80H78L79 82H80V80H81V83H83L82 82V77H80V78H78ZM225 77V76H224ZM223 77V78H224ZM225 77V78H226ZM229 77V76H228ZM254 77V76H253ZM17 78V79H16ZM87 78V77H86ZM209 78V76L207 77V79ZM211 78V77H210ZM209 78V79H210ZM214 79H215V76L213 77ZM217 78V80H220L218 77H216ZM225 78L222 80V81H224L225 80ZM255 78V77H254ZM52 79V78H51ZM74 79V78H73ZM85 79V78H84ZM90 79V78H89ZM228 79V78H227ZM230 79V78H229ZM251 79H253V78H251ZM68 80L69 81H71L72 79H69L68 78ZM92 80V79H91ZM206 80V79H205ZM204 80V81H205ZM217 81L216 82V79H215V82H216V85H218V82H222V81ZM9 81V80H8ZM24 81V80H23ZM53 81V80H52ZM54 81H55V79H54ZM61 81H63V80H61ZM60 81V82H61ZM78 81H73V82H77L76 84L78 85ZM207 81H209V80H207ZM214 81V80H213ZM212 80L211 81H209L208 83H210L212 86H215V82H213ZM22 82V81H21ZM72 82V81H71ZM72 82V83H73ZM91 82V81H90ZM264 82V81H263ZM49 83V82H48ZM56 83H57V81H56ZM66 83L68 84L69 82H67V80H66ZM66 83H65V85H66ZM72 83H71V85H72ZM259 83V85L261 84V82H258ZM19 84H21V83H19ZM40 84V83H39ZM42 84V83H41ZM44 84V83H43ZM53 84V83H52ZM74 85H75V83H73ZM255 84V82L253 83V84H251V86H252V88H253V86H255L254 85ZM1 85V84H0ZM48 86V89L50 88L49 87V84H47ZM53 85H55V83L53 84ZM62 85H63V82H62ZM64 85V86H65ZM233 85H237V86H239V83H234ZM256 85H257V83H256ZM11 86V87H12ZM36 86H37V88H36ZM52 86V85H51ZM81 87L82 86V84H80L79 83V85H78V87ZM46 87V86H45ZM46 87V88H47ZM60 87V86H59ZM62 87V86H61ZM61 87H60V90L62 91L63 90V88L61 89ZM71 87L72 86H70V90H71ZM74 87H77V86H74ZM78 87L76 88V89H78ZM79 87V88H80ZM211 87V86H210ZM217 87H219V85L218 86H216V88ZM258 87V86H257ZM56 88V87H55ZM54 88V89H55ZM66 88H68L67 89V91L69 90V87H65L64 88V90L61 92H59L60 94H62V93H64V91L66 90ZM85 88V87H84ZM213 88V87H212ZM215 88V89H216ZM252 88H251V90H252ZM2 89H3V86H2ZM5 89V88H4ZM47 89V90H48ZM254 89V88H253ZM0 90H1V88H0ZM46 90V89H45ZM45 90H43V91H45ZM50 90H52V89H50ZM69 90V91H70ZM83 90V89H82ZM259 90V89H258ZM4 91V90H3ZM7 91V90H6ZM14 90H12V92H13ZM55 91V90H54ZM67 91H65V92H67ZM68 91V92H69ZM71 91H73V93H74V90H73V87H72V90ZM69 92V94L70 95H72V92ZM79 91V90H78ZM255 91V90H254ZM1 92V94L2 95H0L1 97H0V99L2 98V96L4 95L3 93L4 92H2V91H0ZM15 92V91H14ZM14 92H13V94H14ZM47 92V91H46ZM48 92H49V90H48ZM57 92V91H56ZM68 92H67V95L66 94H62L63 96H61V95H59L58 94V92H57V95H58V97L59 96H61V97H67V99H66V97L64 98V99H66L65 101H67L68 100V98L70 97V95L68 94ZM77 92V91H76ZM75 92V94H77L78 95V97H79V99H80V97L81 96H79V94L78 93H76ZM85 92V91H84ZM195 92H197V93H195ZM256 92V91H255ZM38 95H40L41 97L40 98H38L39 96H37V94ZM257 93V92H256ZM16 94V93H15ZM14 94V95H15ZM45 94H48V93H45ZM56 94V93H55ZM54 93L52 94V96H54L55 95ZM255 94V93H254ZM258 94V93H257ZM13 95V96H14ZM57 95H55L56 97H57ZM201 95V96H200ZM203 95V96H202ZM236 95H238V93L236 94ZM5 96V95H4ZM9 96V95H8ZM48 96V95H47ZM52 96L50 97V101H51V98H52ZM76 96V95H75ZM252 96V95H251ZM257 96V95H256ZM6 97V96H5ZM43 97H42V103H43ZM55 97V98H56ZM78 97L76 96V98L78 99ZM201 97V98H200ZM40 99V100H36V99ZM54 98V97H53ZM54 98V99H55ZM60 98V97H59ZM63 98H61L62 100H63ZM75 98V100L76 101H79V100H77ZM207 97H205V99H206ZM60 99V101L59 100H56L57 102H54V101H51V103L52 104H55L54 105V108L53 107H50V108H52L51 110L54 112H50V108H48L49 106H51L49 103L48 104H46V105H48V109L46 108H44L45 110H44V115L45 116H47L46 118H48V116L49 115H46V114H48L46 111H48L49 110V112H50V115H51V113H53V116H52V119L51 120H49V123L51 122L53 125H54V127H56V128H53V130L52 131H54L55 129H57L58 131H61V134H58L57 136H55L54 134V137L52 138L51 137V135L50 134H52V132H50V134H49V136L51 137V140H49L50 139V137H48L49 139V141L47 140V142H49V143H52L53 144V146L51 147H48V148H50V149H47V147H46V150H42L43 152L41 153V155L42 154H44V159L46 158H50L51 160H50V162H53V163H50V165L48 164V165H46V164H44L43 163V167H41V168H31V169H28V171L29 172H27V171H25V172H27V174H23L24 175V178H26V179H28V180H30V181H37V183H39V182H42V183H44V186H43V188H44V193L45 194H47L45 197H47V198H45L46 200H48V201H50V205H45L44 204V202L42 203V205L40 204V205H38L37 206V203L36 204H34L35 202V200L34 199H32V201H33V204H34V206H33V204H32V202L30 201V199L32 198V197H30V199H29V197L26 199L25 197H27L28 195H27V193L25 192V196H23V190H21L20 192H21V195L23 196H21V198H23V199H26V200H23V199H21V200H23V201H21V200H19L17 197L15 198V195L14 194H17V192L15 193V190H14V185H12V184H9V183H0V238H2V239H5V240H7L8 242H13L14 240V243H20V245H21V247H23V248H25V249H27V250H31V249H33V248H35V241L34 242H32V241H28V240H24L23 238H24V236L26 235V234H28L29 232H28V230H30V228H29V226L28 225H30V223H31V221L32 220H30V219H33L35 216V213L36 214H38L39 215V217H46V218H48V217H51V218H53V219H56V218H58L59 219V217H60V219H61V221H62V219L63 218H61V217H63L64 216V214H65V216H66V212L67 213H69V209L72 207H69V206H67L69 203H68V199L66 200V198L64 199V198H61V196H62V194L63 193H58V191H57V187L55 186L56 184L55 183H58V181H56V179L58 178H60V173L62 172V170H63V167H62V165H64V162H65V159H66V157H67V155H71L72 156V154H73V152L74 151H76V149H78V144H80V143H78L80 140H79V137L77 138V135H73V133L75 132L74 130L75 129H73V131H72V128H66V127H64L65 126V124L67 125V112L69 113V110H72V108H73V104L71 105L72 106V108L70 109L69 108V110L66 112V110H67V108L65 107V105H64V103L65 104H68V103H66L65 101L64 102H62V100ZM69 99H71V98H69ZM257 99V98H256ZM5 100V99H4ZM6 100H7V98H6ZM5 100V101H6ZM53 100V99H52ZM81 100H84V99H82V97H81V99H80V101ZM224 100V99H223ZM253 100H254V98H253ZM253 100H251V98H250V101L252 102ZM2 101V99L0 100V102ZM257 100H254L253 102L254 103H252V105H256L257 103ZM46 102V101H45ZM58 102H59V104H58ZM60 102H62L61 104H60ZM208 102H209V100H208ZM39 103V102H38ZM73 103V102H72ZM203 103H205V102H203ZM202 103V104H203ZM254 105V106H255ZM37 106H38V104H37ZM67 106V105H66ZM169 106H172V109L170 110L169 109ZM183 106V108H181V107ZM201 106H204V105H201ZM206 106V105H205ZM204 106V107H205ZM41 107V106H40ZM56 107H58V108H62V109H60V110H56ZM63 107H65V108H63ZM67 107H69V106H67ZM200 107V110L198 109ZM23 108V109H22ZM75 108H76V106H75ZM74 108V109H75ZM65 109V110H64ZM202 109H203V107H202ZM35 110V109H34ZM55 110H56V112H55ZM27 112V113H25V112ZM74 111V110H73ZM79 111V109L77 110V111H75L74 113H73V115H71L72 117L73 116H75L74 114H77L76 112H78ZM206 111V110H205ZM15 112V113H16ZM64 112H66V115H65V113ZM14 113V114H15ZM18 113H16V115L18 114ZM79 113V112H78ZM200 113H202V114H200ZM33 114V113H32ZM62 114H64V115H62ZM70 114H72V111H71V113ZM78 115V114H77ZM77 115L75 116V117H77ZM204 115V116H203ZM11 116V117H12ZM19 116H18V118H19ZM28 116V115H27ZM26 115H25V117H27ZM61 116H65L64 118L63 117H61ZM79 117H80V114L78 115ZM8 117V118H7ZM13 117H15V115L13 116ZM32 117H33V115H32ZM59 117H61V119L63 118V120H61V119H59ZM79 117H77V118H79ZM17 118V119H18ZM22 118L20 117V119L22 120ZM74 118V117H73ZM175 118V117H174ZM28 119V117L25 119V120H27ZM162 119V120H163ZM168 119H170V118H168ZM21 120H20V122H21ZM34 120H35V118H33L32 119V122L31 123H34ZM68 120H70V119H68ZM83 119H81V121H82ZM171 120H172V118H171ZM18 121V120H17ZM80 121V120H79ZM168 121V120H167ZM170 121V120H169ZM174 121V120H173ZM243 121V120H242ZM247 121V120H246ZM19 121H18V124L20 123ZM23 122H24V120H23ZM44 122H47V120L46 121H44ZM71 122H73L72 120H71ZM165 122V121H164ZM172 122V121H171ZM30 123V122H29ZM51 123H50V125H51ZM173 123V122H172ZM174 123H175V121H174ZM245 123V122H244ZM250 123V122H249ZM26 124V123H25ZM25 124H23L24 126H25ZM35 124V123H34ZM45 124V123H44ZM71 124H73V123H71ZM82 124V122L80 123V125ZM167 124H168V122H167ZM170 124V123H169ZM168 124V125H169ZM251 124V123H250ZM12 125H14V124H12ZM16 125V124H15ZM15 125H14V127H15ZM22 125V124H21ZM22 125V126H23ZM27 125V124H26ZM30 124H28L27 125V127H30L29 128V130L32 128L31 126L32 125H30ZM35 125H37V124H35ZM50 125H48V126H50ZM52 125V126H53ZM61 125V126H60ZM83 125V124H82ZM81 125V126H82ZM18 126V125H17ZM39 126V125H38ZM47 126V125H46ZM47 126V127H48ZM57 126L59 127V128H57ZM170 126H171V124H170ZM14 127H12V129L14 128ZM33 127H35V126H33ZM46 127V129H49V127L47 128ZM68 127H70V126H68ZM77 127V126H76ZM174 127V124H173V126H172V128ZM190 128H191V126H189ZM188 127V128H189ZM193 127V126H192ZM196 127V126H195ZM203 127H205V125H204V123H203V126H202V130H204V131H206L205 129H203ZM10 128H11V126H10ZM19 128H20V126H19ZM19 128H18V130H17V132L18 131H20V130H22V129H20L19 130ZM25 128V127H24ZM75 128V127H74ZM171 128V129H172ZM60 129V130H59ZM78 129V128H77ZM81 129L82 128H80L78 131L81 133L82 131H81ZM170 129V130H171ZM194 129V131H195V129L196 128H193ZM11 130V129H10ZM10 130L8 131L7 130V132L9 133L10 132ZM28 130V129H27ZM84 130V129H83ZM78 131H77V134H78ZM173 131V130H172ZM190 131H193V130H190ZM203 131V132H204ZM5 132V133H4ZM14 132V131H13ZM38 132V131H37ZM48 132V133H49ZM54 132H57L56 130L54 131ZM84 132V131H83ZM82 132V133H83ZM203 132H201V133H203ZM21 133V131L19 132V134ZM36 132H34V134H35ZM38 133H40V132H38ZM38 133H36L37 135H38ZM42 133V132H41ZM48 133H46V135L48 134ZM192 133H194V132H192ZM4 134H5V136H4ZM12 134H14V133H12ZM11 134V138L13 139V136H15V135H12ZM15 134H16V132H15ZM35 134V135H36ZM84 134V133H83ZM82 134V136H84ZM196 134V133H195ZM198 134H200L199 133V131H198ZM10 135V134H9ZM17 136H18V134H16ZM22 135V134H21ZM31 135V134H30ZM33 135V134H32ZM22 136H25V137H27L26 135H22ZM78 136H81L80 134L78 135ZM82 136L80 137V138H82ZM21 137V136H20ZM19 137V138H20ZM30 137H32V136H30ZM42 137V136H41ZM11 138H9V139H11ZM24 138V137H23ZM33 138V137H32ZM38 138H40V137H38ZM37 137L35 138V139H38ZM43 138H44V136H43ZM28 139V138H27ZM30 139V138H29ZM7 140V139H6ZM15 142L14 143H16V140H20V139H17V138H15V139H13ZM22 140V139H21ZM24 140V139H23ZM39 140V139H38ZM77 140H79L78 142H77ZM3 141V142H4ZM32 141V140H31ZM30 141V142H31ZM5 142H7V141H5ZM5 142H4V144H5ZM12 143H13V141H11ZM10 142V143H11ZM21 142V141H20ZM34 142V141H33ZM8 143H9V140H8ZM13 143V144H14ZM34 143H36L37 144V142H34ZM13 144H11V145H13ZM29 144V143H28ZM27 144V145H28ZM33 143H31L30 145H32ZM35 144V145H36ZM38 144H39V142H38ZM37 144V145H38ZM46 145L47 143H43L42 145ZM9 145V146H8ZM7 146H8V149H5V148H3L2 147V149H5L6 151L7 150H9L10 149V147H12L10 144H8ZM17 145V144H16ZM15 145V146H16ZM25 145V143L22 145V146H24ZM34 145V146H35ZM45 145L44 146H41V148H43L44 149V147H45ZM83 145V144H82ZM4 146V145H3ZM19 146H21V145H19ZM5 147H6V145H5ZM13 147H14V145H13ZM12 147V149H14L15 151H16V153H17V150L19 149V148H17V147H14L13 148ZM28 146H26L25 148H27ZM54 147V148H53ZM176 147V146H175ZM260 147V146H259ZM17 148V149H16ZM35 148H36V146H35ZM51 148H53V149H51ZM92 148H95V147H92ZM177 148V147H176ZM180 148V147H179ZM182 148V147H181ZM11 149V150H12ZM33 149H34V147H33ZM33 149H32V153L34 152L35 154L36 153H39V152H36V151H33ZM5 150H2V151H5ZM177 150V149H176ZM179 150V149H178ZM181 150H183V153L185 152L184 150L185 149H181ZM261 150V149H260ZM20 151H22V150H20ZM9 152V154L11 155V153L13 152L14 153V156H15V160L14 161H16V158H17V154L19 153V150H18V153L16 154L13 150L10 152V150L8 151ZM41 152V151H40ZM172 152H173V146H167V147H165L164 149H162L161 151H159V154H158V158H159V163H160V161H164V163L166 164V163H168L169 164V166L167 167V166H165V167H162L163 165H165V164H163L161 167H162V169L164 168V170H166V169H171V167H172V161L175 163V165L177 164L176 163V161L177 162H179L178 164L180 165L181 164V166L179 167V168H181L182 166H183V164L182 163H180L181 161H179V160H176L175 161V158L173 159V157H174V155L175 156H177V151H175V154L173 153L172 154ZM1 153V152H0ZM3 153V152H2ZM1 153V154H2ZM13 153H12V155H13ZM31 153V154H32ZM81 153V152H80ZM88 153V152H87ZM177 153V154H176ZM182 152H181V154H183ZM0 154V155H1ZM7 154V153H6ZM20 154H21V152H20ZM185 154V153H184ZM188 154V153H187ZM3 155V154H2ZM1 155V156H2ZM17 155V156H16ZM22 155V154H21ZM173 155V156H172ZM261 155V154H260ZM6 155H3L1 158H2V160L1 161H5V160H3V157H5ZM36 156V155H35ZM80 156V155H79ZM259 156V155H258ZM7 157V156H6ZM171 157H172V159H171ZM180 157L182 158V156L179 154V159H180ZM184 157V156H183ZM253 157V156H252ZM257 157V156H256ZM260 158H261V156H259ZM8 158V157H7ZM11 158H13V156L11 157ZM10 158V160H12ZM20 158V157H19ZM87 158V157H86ZM263 158V157H262ZM6 159V158H5ZM55 159V161H60V162H58V164L56 165H54V160ZM177 159H178V157H177ZM182 159H184V158H182ZM255 159V158H254ZM253 159V160H254ZM257 160H258V158H256ZM255 159V160H256ZM8 160V159H7ZM24 160V159H23ZM78 160V159H77ZM254 160V161H255ZM261 160V159H260ZM21 161V160H20ZM42 161V160H41ZM8 162H10V161H8ZM70 162V161H69ZM73 162H75V161H73ZM183 162V161H182ZM256 162V161H255ZM263 162H264V160H263ZM263 162H261L260 161V163H263ZM5 163V162H4ZM39 163H40V161H39ZM46 163H49V162H46ZM170 163H171V167H170ZM173 163V164H174ZM0 164H2L3 165V163L2 162H0ZM19 164V163H18ZM178 164H177V168H176V166L174 165V167L177 169H175L174 167V171L176 170V173H178L177 171H179V168H178ZM12 164H10V166H11ZM160 165H161V163H160ZM160 165H159V169H160ZM167 165V164H166ZM264 165V164H263ZM10 166H9V170H11L10 169ZM14 166V165H13ZM65 166V165H64ZM21 167V166H20ZM185 167V166H184ZM11 168L13 169L14 167H12L11 166ZM28 168V167H27ZM44 168H47V171H44L45 173H43V169ZM166 168V169H165ZM183 168V167H182ZM182 168H181V170H182ZM3 168H1V170H2ZM5 169H6V167H5ZM8 169V168H7ZM7 169H6V173H7ZM20 169V168H19ZM172 170V169H171ZM172 170V171H173ZM179 171V173H181V175L180 176H182V172L183 171ZM4 171V170H3ZM15 170H13V171H11V172H14ZM158 171V170H157ZM173 171V172H174ZM167 172H168V170H167ZM10 173V172H9ZM48 173V174H47ZM165 174H166V172H164ZM169 173L171 174L172 172L171 171H169ZM175 173V172H174ZM184 173V172H183ZM8 174V173H7ZM65 174V173H64ZM161 174H162V172H161ZM10 176V175H9ZM64 176V175H63ZM172 176H174L173 174H172ZM2 177L3 176H0V181H2L3 179H2ZM158 177H160L159 175H158ZM158 177H157V179H158ZM20 178H22V176H17V180L18 179H20ZM174 178H178L177 176L176 177H173V178H170V179H174ZM183 178V177H182ZM184 178H185V176H184ZM11 179V178H10ZM160 179H161V177H160ZM162 179H163V181H165L164 180V178L162 177ZM5 180V179H4ZM175 180V184L177 185V184H179L178 182H177V180L176 179H174ZM6 181V180H5ZM162 181V182H163ZM173 181V180H172ZM178 181H180L179 179H178ZM181 181H183V179H181ZM180 181V183H182ZM186 181V180H185ZM14 182V181H13ZM60 182V181H59ZM160 182V181H159ZM158 182V183H159ZM177 182V183H176ZM48 183H54V186L57 188L56 190L53 188V190H55V192H53V191H51V189L49 190V189H47V187H49V186H46ZM157 183V184H158ZM174 183V182H173ZM14 184V183H13ZM19 185H23V183H18ZM53 185V184H52ZM165 185H168V186H165V187H169L168 189H169V194H168V196L166 197V194L164 195V192H162L163 193V195L165 196V200H164V202H163V200H161L162 202V204H164V206H167V209H168V214H170L169 212H171V217H169V218H172V216L174 215V216H176V214H175V212H178V211H176L177 210V207H179L178 208V210H180V207H181V211H182V209L184 210L186 207H185V204L183 203V208H182V202L179 204V199H177L176 197H178L179 196V192L181 191L179 188L181 187V185H180V187L179 188H177V189H179L178 191L175 189V186H174V188L173 187H170L169 185H174V184H172V182L170 183H168L167 182V184H166V182H165ZM46 186V187H45ZM59 186V185H58ZM80 186V185H79ZM161 186H162V184H161ZM160 186V187H161ZM18 187V186H17ZM21 187V186H20ZM19 187V188H20ZM51 187V186H50ZM68 187H70V186H68ZM67 187V188H68ZM159 187V186H158ZM163 188V186L161 187V188H159V189H162L163 188V191H165L166 190V188ZM177 187V186H176ZM184 187V186H183ZM42 188V187H41ZM47 190H46V189ZM59 188H60V186H59ZM74 188V187H73ZM170 188H172V189H174V191L176 190V192H178L177 194V196H176V193L174 194L173 192H172V194H174L176 197L175 198H172V196H171V189ZM17 189V188H16ZM22 189V188H21ZM70 189V188H69ZM82 189V188H81ZM165 189V190H164ZM25 190V189H24ZM39 191V190H38ZM57 191V192H56ZM64 191V190H63ZM158 191H160V190H158ZM183 191V190H182ZM60 192V191H59ZM70 192V191H69ZM166 192H168V190H166ZM23 193V194H22ZM58 193V194H57ZM64 193H66V192H64ZM73 193V192H72ZM19 194L20 193H18V196H19ZM82 194V196H83V193H81ZM160 194H161V192H160ZM182 194V193H181ZM27 195V196H26ZM30 195H32V194H30ZM68 195V194H67ZM84 195H85V193H84ZM158 195H159V192H158ZM69 196V195H68ZM78 196V195H77ZM76 196V197H77ZM160 196V195H159ZM63 197V196H62ZM161 197H162V195H161ZM160 197V198H161ZM69 198V197H68ZM72 198V197H71ZM180 198V197H179ZM182 198V197H181ZM180 198V199H181ZM62 199H64L66 202H65V206H64V202L62 201ZM173 199V200H172ZM175 199V200H174ZM177 199V200H176ZM70 200V199H69ZM78 200V199H77ZM183 200H184V198H183ZM30 201V202H29ZM38 201H39V203L40 202H42L43 201V197H41V196H39V193H38ZM76 201V200H75ZM75 201H73V202H75ZM25 202L26 203H31V204H29L30 206L27 208V206L28 205H25ZM37 202V201H36ZM70 202V201H69ZM72 202V201H71ZM96 202V201H95ZM97 203V202H96ZM99 203V202H98ZM25 206H24V205ZM73 204H75L74 205V207L76 206V202L75 203H73ZM21 205L23 206V207H26V208H23V207H21ZM82 205V204H81ZM169 205H170V207H169ZM80 206V205H79ZM83 207V209H85V212L86 211H88V214H91V213H89V212H91V211H89V209H87V207L85 206L84 207V205H82ZM33 207V208H32ZM65 207H67V208H65ZM68 207H69V209H68ZM72 209H74V208H72ZM80 209H81V207H80ZM170 209V210H169ZM175 209V210H174ZM64 210H67L65 213L63 212ZM71 210V209H70ZM190 210V209H189ZM73 210H71V212H72ZM77 210H75V211H73L74 212V214H73V212H72V215L74 216L75 215V213L77 214V212H76ZM165 211H166V209H165ZM173 211H175L174 213H173ZM187 211H188V209H187ZM184 212V211H183ZM179 213V212H178ZM188 213H189V211H188ZM187 213V214H188ZM69 214H71V213H69ZM86 214V213H85ZM88 214H86V215H88ZM179 214H181V216H179L178 214H177V216L176 217H173V218H175L176 220H178L179 218H182L183 220H185L187 223H188V218L189 217H187V216H190V215H187V216H185V215H182L183 213L182 212H180ZM193 214V213H192ZM41 215V216H40ZM83 215V214H82ZM64 216V217H65ZM72 216V217H73ZM90 216V215H89ZM88 216V217H89ZM183 216H185V217H183ZM67 217H68V215H67ZM71 217V216H70ZM71 217V218H72ZM38 218V217H37ZM37 218H35V219H33L34 221H36V222H34V221H32L33 223H37L39 220L37 219ZM194 218V217H193ZM28 219L30 220V223H27V222H29L28 221ZM49 219V221L50 220H53V219H50V218H48ZM77 219V218H76ZM76 219H74V220H76ZM38 220V221H37ZM41 220V219H40ZM57 220V219H56ZM56 220H53V221H56ZM77 220H79V219H77ZM85 220V219H84ZM193 220V219H192ZM16 221H17V224H18V226H17V228H16V226H15V224H16ZM57 221H59V220H57ZM61 221H60V223H61ZM65 221V220H64ZM190 221V220H189ZM42 222H44V220L42 221ZM51 223H53L52 221H50ZM87 222H89V221H87ZM185 222V223H186ZM44 223H46V222H44ZM63 223H65V222H63ZM81 223V222H80ZM186 223V224H187ZM40 224H41V222H40ZM40 224L38 225V226H40ZM78 224H79V222H78ZM188 224H190V223H188ZM194 224V223H193ZM31 227H32V229H34V226H33V224L31 223ZM42 225V224H41ZM46 225V224H45ZM49 225V224H48ZM57 225V224H56ZM56 225H54V226H56ZM35 227H36V224H35ZM49 227H51V228H54V227H52V226H49ZM56 227H58V226H56ZM79 227V226H78ZM43 228V227H42ZM199 228V227H198ZM197 228V229H198ZM19 229L21 230V232L23 231V233H22V235H20L19 233H18V231H19ZM31 229V230H32ZM43 230V229H42ZM37 231V230H36ZM40 231V230H39ZM32 232H35V231H32ZM32 232H31V234H32ZM38 232V231H37ZM34 235V234H33ZM48 240V239H47ZM47 242V241H46ZM13 243V244H14ZM44 243V242H43ZM11 245V244H10ZM39 247H41L43 244H42V242H39L38 244H37ZM78 244H73L72 246H71V248H70V251L68 252V254H67V256H69L68 258L70 259V257L72 256V254H71V252L72 253H75L76 251H79L78 249H80V248H78V246H77ZM84 245H86L87 247H85V248H83V249H88V248H93V246H94V248H95V250H97V245L95 246V242L93 243V242H88V243H85ZM100 245V244H99ZM102 246V245H101ZM101 246H99L100 248H101ZM8 248L7 249H10V250H7V251H2V250H0V264H16L15 262H16V251L14 250L15 248H13V247H11V246H7ZM97 247V248H96ZM147 247V246H146ZM99 248V249H100ZM110 248V247H109ZM83 249H81V250H83ZM98 249V250H99ZM154 249H155V247H154ZM224 249V248H223ZM247 249H249V248H247ZM93 250V249H92ZM97 250V252H99ZM105 250L106 251H108L106 248L103 250L104 252H105ZM195 250V249H194ZM204 250H206V249H204ZM138 251V252H137ZM148 250H145V252H147ZM155 251H157V252H161L162 253V255H164L165 254V252L164 251H162V249H156ZM187 251V250H186ZM206 251H208V250H206ZM210 251H211V249H210ZM232 250H229L228 252L230 253ZM246 251V250H245ZM102 252V251H101ZM101 252H99V253H101ZM103 252V253H104ZM137 252V253H136ZM156 252V253H157ZM227 252V253H228ZM233 252V251H232ZM248 252H250V251H248ZM109 253V252H108ZM227 253L224 255V256H226V257H228V255H227ZM133 254V253H132ZM135 254H140V258H141V260H139L138 259V261L137 262H135L136 264H141V262L140 261H142V263H144L143 261H148L147 260V258L145 259V258H143V259H145V260H143L142 259V256H144L146 253H144V251L142 250V249H138V250H135ZM181 254V253H180ZM232 253H230L229 255H231ZM85 255H87V254H84V257H81L82 258V261H83V263H85V262H87V263H89V262H91V260H92V258H91V260L90 259H88V261H85L84 262V258L86 257ZM147 255L148 254H146V256L145 257H147ZM155 255V254H154ZM166 255H167V253H166ZM171 255V254H170ZM177 255H179V254H177ZM223 255V254H222ZM233 255H235V254H233ZM74 256V255H73ZM89 256V255H88ZM74 257H76V256H74ZM90 257H92V256H90ZM132 257V256H131ZM155 257V256H154ZM150 257L149 258V261L153 258L154 259V262H156L157 264H173V262H176L177 260L176 259H174V258H172V260L171 259H164V257ZM170 257V256H169ZM226 257H225V259H224V257H223V259L226 261L227 259H226ZM232 257V256H231ZM88 258V257H87ZM86 258V259H87ZM230 258V256L228 257V259ZM223 259H222V261H223ZM136 260V259H135ZM232 260V258L229 260V261H231ZM92 261H94V262H96V260L95 259H93ZM146 261H145V263H146ZM201 261V260H200ZM225 261H223V263L222 264H224V262ZM150 262H152V261H150ZM149 262V264H151ZM232 262V261H231ZM229 262V264H233L234 262ZM237 262V261H236ZM86 263V264H87ZM180 264H181V262H179ZM227 262H225V264H226ZM92 264H98V262L97 263H92ZM200 264H209V263H205L204 261H202ZM235 264V263H234Z\"/></svg>","mask_w":264,"mask_h":264}]
</instances>
